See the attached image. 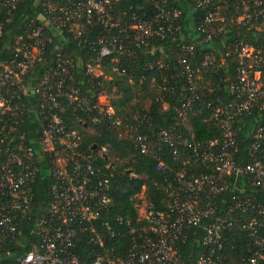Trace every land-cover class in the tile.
I'll return each instance as SVG.
<instances>
[{
  "label": "built area",
  "instance_id": "obj_1",
  "mask_svg": "<svg viewBox=\"0 0 264 264\" xmlns=\"http://www.w3.org/2000/svg\"><path fill=\"white\" fill-rule=\"evenodd\" d=\"M18 1L5 0V4L15 9ZM118 1L69 0L65 4L67 7L48 5L46 23L35 26L32 22L26 36H16L11 60L0 66V194L9 200L0 207V253L9 245L19 244L23 235L21 224L27 220L34 222L32 236H37L39 241L23 256L15 258L16 264H187L179 245L186 244L191 229L203 227L205 237L197 264H231L224 255L227 230L245 232L252 242V255L238 264H260L264 260V203L242 194L244 184L264 190V125L254 130L255 143L250 148V161L242 165L237 160L239 146L235 123L238 115H250L253 108L264 111V49L246 42L229 45L226 57L236 55L239 58L236 82L232 86L238 100L229 104L218 100L206 107L210 120L219 126L221 138L205 145L197 143L193 134L184 133L181 128L201 97L200 71L192 65L195 44H181L177 62L181 67L180 76L186 81L187 96L174 125L160 131L155 139L139 133L136 126L145 119L135 118L132 124L115 118L114 108L106 95H99L93 103L82 96L79 88L70 87L73 77L68 74L71 65L68 60L48 68L37 86L27 82L26 78L33 74L35 67L43 61L48 45L53 43L52 37L45 33L47 25L57 30L68 28L78 35L84 34L83 21L101 25L107 36L99 41L102 48L97 65L116 51L132 56L133 51L123 47L124 40L140 46L153 37L176 42L185 36L179 23L183 15L179 8H166L158 3L152 20L133 13L132 24L124 26L114 14V4ZM190 1L199 9H209L205 21L197 27L204 36V44L212 43L226 33V18L221 7L215 4L216 0ZM238 14L232 23L264 33V0H242ZM118 46L119 50L116 49ZM215 62L213 56L207 55L202 66L207 68ZM97 65L88 66L89 76L99 77ZM116 71L126 76L125 71ZM30 95L39 100L36 112L43 116L38 153L28 144L26 135L15 137L25 112L23 99H27L31 107L35 106L30 104ZM63 100L84 110L88 116H94L91 117L94 123L132 132L136 148L142 155L165 156V150L169 149L175 158L184 160L183 168L177 172L159 162L158 171L174 174L165 187L169 201L161 210L147 203L143 217L139 213L140 220L147 225L132 230L134 241L126 258L113 257L95 227L112 204L113 176L100 178L94 153L81 150V136L77 131L69 130L59 116ZM185 149L192 152L188 158ZM45 162L56 184L49 207L37 216L34 186ZM232 191L235 193L221 218L216 202ZM251 213L255 216L248 219ZM103 227L111 231L108 223ZM87 231L91 233V243L99 245L101 250L98 253L94 250L95 259L85 262L75 251V241L80 232Z\"/></svg>",
  "mask_w": 264,
  "mask_h": 264
},
{
  "label": "trees",
  "instance_id": "obj_2",
  "mask_svg": "<svg viewBox=\"0 0 264 264\" xmlns=\"http://www.w3.org/2000/svg\"><path fill=\"white\" fill-rule=\"evenodd\" d=\"M68 1L19 0L15 9H11L5 4V0H0V66L6 65L11 60L16 36H26L32 22L35 26L46 23L48 5L63 6ZM158 3L166 8H179L183 12L179 21L185 34L182 40L172 42L153 37L140 46L124 40L123 47L131 49L133 55L114 52L110 57L101 59L98 64V71H102V75L91 77L87 74V69L90 65H97L102 48L99 41L107 36L104 28L83 21L81 27L84 34L78 35L68 28L57 30L47 25L45 33L52 37L53 43L48 45L43 61L35 67L33 74L26 78L27 82L31 86H37L42 74L48 68L56 66L59 61L68 60L71 63L68 74L73 77L72 82H69L70 87L79 88L82 96L93 103H96L99 95L112 96L110 103L114 108L115 118L132 124L135 118L140 121L145 119L136 127L140 134L155 139L160 131L174 125L177 112L187 96L186 81L180 76L181 67L177 62L181 53V44H195L196 52L192 58V65L200 71L198 85L201 88V97L189 112L187 121L181 128L184 133L193 134L196 142L201 145L221 138L219 126L210 120V113L206 111V107L209 104H216L218 100L227 104L238 100L237 95L232 92V86L236 82L239 58L236 55L226 57L229 45L246 42L253 47L264 49V33L232 23V19L239 16L242 0H216L215 4L221 7L226 18V33L208 44L203 43L204 36L197 31V27L205 21L209 9H199L190 0H119L114 4V14L122 25L129 26L132 24L133 13L145 15L147 20H152ZM190 9L194 10L195 35H190L187 30ZM56 32L59 33L58 37L55 36ZM212 46L221 49L215 50ZM116 49L119 50V46ZM207 55L213 56L216 62L215 65L205 68L202 65ZM158 63L161 66H155ZM152 65L154 68H151ZM116 70L125 71L126 76L119 75ZM23 102L25 112L23 116L21 115L20 128L15 133V137L26 135L28 144L38 153L39 141L42 138L41 121H43L41 113L38 115L36 112L40 102L35 98L34 107L29 105L27 99H23ZM60 109L59 116L68 129L77 131L81 136V150L93 152L97 158L95 165L99 170V177L113 176L112 204L95 227L103 237L104 247L112 252L113 257L126 258L134 241L132 230L147 225V222L139 218L138 208L141 207L142 201L138 196L145 189L147 202L157 210L163 209L164 204L169 201V196L165 192L166 182L172 180L174 174L169 171H158L159 162L165 163L170 170L177 172L183 168L184 160L175 158L169 149L165 150V156L142 155L136 148L132 132L109 124L105 126L94 123L91 120L94 116H88L87 112L67 100L61 102ZM93 115L97 116V114ZM259 125H264V111L259 109L253 108L250 115L236 117L235 128L238 132L239 146L237 160L242 165L250 161V148L255 143L254 130ZM262 151L264 153V147ZM184 154L188 158L192 152L185 149ZM42 168L34 186L37 216L45 213L49 207L52 201V189L56 184V180L47 171V162L42 164ZM244 185L242 196L256 198L257 201L264 203V190ZM233 193L235 192H228L217 200L219 217L224 218ZM8 201L7 197L0 194V207ZM254 216V213H251L248 219ZM107 223L110 225V232L103 227ZM21 227L23 235L19 238V244L9 245L0 253L1 264H16L15 258L23 256L39 241L37 236H32L35 230L33 221L26 220L22 222ZM91 237L88 231L80 232L75 241L77 245L75 251L85 262L95 259L94 250H97V253L101 250L99 245L91 243ZM204 237L203 227L193 228L188 233L186 244L179 245L180 253L187 264H197ZM225 238L224 255L228 263L238 264L250 258L253 246L245 232L227 230ZM8 252L11 254L8 255ZM260 264H264V260Z\"/></svg>",
  "mask_w": 264,
  "mask_h": 264
},
{
  "label": "crops",
  "instance_id": "obj_3",
  "mask_svg": "<svg viewBox=\"0 0 264 264\" xmlns=\"http://www.w3.org/2000/svg\"><path fill=\"white\" fill-rule=\"evenodd\" d=\"M187 21H188L187 30L189 31L190 35H195V33H196V24H195L194 10L190 9L189 17H188ZM55 36L58 37L59 33L56 32ZM212 47H214L215 50H220L221 49L218 46H212ZM34 101H35V98L33 97V95H30V104L33 105L35 103Z\"/></svg>",
  "mask_w": 264,
  "mask_h": 264
},
{
  "label": "rangeland",
  "instance_id": "obj_4",
  "mask_svg": "<svg viewBox=\"0 0 264 264\" xmlns=\"http://www.w3.org/2000/svg\"><path fill=\"white\" fill-rule=\"evenodd\" d=\"M99 75H102V71H98ZM108 99L111 100L112 96L107 95ZM139 199L142 201V206L138 208L139 213L142 215H144V208H146L145 206H147L146 204L148 203L146 200V195H145V189L143 190V192L138 196ZM144 209V210H143ZM141 210H143V212L141 213Z\"/></svg>",
  "mask_w": 264,
  "mask_h": 264
}]
</instances>
